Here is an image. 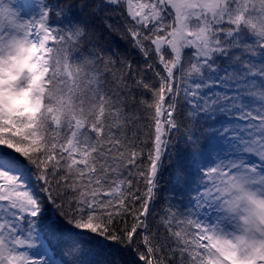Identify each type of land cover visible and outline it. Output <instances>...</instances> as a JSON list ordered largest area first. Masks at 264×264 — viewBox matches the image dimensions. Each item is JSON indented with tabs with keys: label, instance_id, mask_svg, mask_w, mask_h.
<instances>
[{
	"label": "snow or ice",
	"instance_id": "6c2138e0",
	"mask_svg": "<svg viewBox=\"0 0 264 264\" xmlns=\"http://www.w3.org/2000/svg\"><path fill=\"white\" fill-rule=\"evenodd\" d=\"M0 264H264V0H0Z\"/></svg>",
	"mask_w": 264,
	"mask_h": 264
},
{
	"label": "trees",
	"instance_id": "16d2710c",
	"mask_svg": "<svg viewBox=\"0 0 264 264\" xmlns=\"http://www.w3.org/2000/svg\"><path fill=\"white\" fill-rule=\"evenodd\" d=\"M185 51L186 52H191L192 50L186 49ZM168 179H169V177H168L167 174H165V176L162 177V183H164L165 187H167V181H168ZM54 258H57L58 259V257H54ZM68 258L71 259V257H68Z\"/></svg>",
	"mask_w": 264,
	"mask_h": 264
},
{
	"label": "rangeland",
	"instance_id": "374dc122",
	"mask_svg": "<svg viewBox=\"0 0 264 264\" xmlns=\"http://www.w3.org/2000/svg\"><path fill=\"white\" fill-rule=\"evenodd\" d=\"M20 3H23L24 0H19ZM37 2V0H32V3L35 4ZM35 10V9H34ZM25 18H27V16H25Z\"/></svg>",
	"mask_w": 264,
	"mask_h": 264
}]
</instances>
